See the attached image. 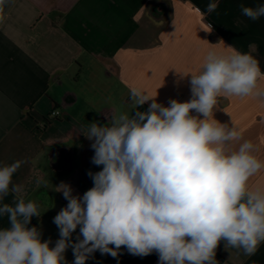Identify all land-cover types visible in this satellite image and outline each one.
<instances>
[{
  "label": "crops",
  "instance_id": "crops-1",
  "mask_svg": "<svg viewBox=\"0 0 264 264\" xmlns=\"http://www.w3.org/2000/svg\"><path fill=\"white\" fill-rule=\"evenodd\" d=\"M209 0H3L0 4V165L27 161L13 176L23 186L19 195L39 206L31 219L50 247L60 238L53 218L68 201L56 191L61 183L82 196L93 187L88 172L101 170L91 162L94 150L83 132L90 122L107 124L111 115L130 112L132 87L170 100L192 99L190 75L198 73L209 50L249 53L264 72V17L252 21L240 6L264 0H219L207 13ZM161 16L154 15V7ZM231 46V47H229ZM110 85L99 94L91 86ZM259 83L264 86V75ZM121 87L126 89L122 94ZM149 104L151 101L148 102ZM148 104L140 108L147 110ZM53 109L62 111L49 119ZM191 115L203 116L195 110ZM213 118L234 127L264 160V103L251 97L218 98ZM43 181L38 184L37 180ZM46 182V183H44ZM264 190V170L249 181ZM5 203L12 202L9 195ZM9 226L0 217V227ZM79 228L72 234L75 241ZM117 258L96 251L86 264H158V255H130L121 248ZM75 259L72 248L64 253ZM217 264H264V244L251 257L216 249Z\"/></svg>",
  "mask_w": 264,
  "mask_h": 264
},
{
  "label": "clouds",
  "instance_id": "clouds-1",
  "mask_svg": "<svg viewBox=\"0 0 264 264\" xmlns=\"http://www.w3.org/2000/svg\"><path fill=\"white\" fill-rule=\"evenodd\" d=\"M218 7L219 0H209L206 12ZM240 11L256 21L264 17V3L241 4ZM184 75L191 77L190 101L173 99L164 106L157 94L132 87V111L111 115L107 124L88 123L83 134L92 141L91 162L102 168L88 172L93 187L82 196L68 184L56 187L68 203L53 218L60 237L54 247L28 226L41 215L39 206L13 183L27 161L0 165V217L9 223L0 227V264H67L69 247L73 264H86L96 251L117 258L122 247L133 256L156 253L158 264H217L221 241L248 257L258 252L264 244V190L252 189L249 181L264 170V160L249 141L230 148L241 136L216 121L213 111L221 96L264 103L260 62L235 49L209 50L199 72ZM9 195L12 202L5 203Z\"/></svg>",
  "mask_w": 264,
  "mask_h": 264
},
{
  "label": "rangeland",
  "instance_id": "rangeland-1",
  "mask_svg": "<svg viewBox=\"0 0 264 264\" xmlns=\"http://www.w3.org/2000/svg\"><path fill=\"white\" fill-rule=\"evenodd\" d=\"M92 90L95 89V91L99 94H104L105 92H108L110 90V85L99 83L95 86H91ZM117 92H121L124 94L126 92V89L124 87H121V91L118 90Z\"/></svg>",
  "mask_w": 264,
  "mask_h": 264
},
{
  "label": "built area",
  "instance_id": "built-area-1",
  "mask_svg": "<svg viewBox=\"0 0 264 264\" xmlns=\"http://www.w3.org/2000/svg\"><path fill=\"white\" fill-rule=\"evenodd\" d=\"M61 116H62V111H60L59 109H53L49 114V119L55 120L60 118Z\"/></svg>",
  "mask_w": 264,
  "mask_h": 264
},
{
  "label": "flooded vegetation",
  "instance_id": "flooded-vegetation-1",
  "mask_svg": "<svg viewBox=\"0 0 264 264\" xmlns=\"http://www.w3.org/2000/svg\"><path fill=\"white\" fill-rule=\"evenodd\" d=\"M160 7H162V6H156V7H154V15H156V16H161L162 15V14L159 13Z\"/></svg>",
  "mask_w": 264,
  "mask_h": 264
}]
</instances>
